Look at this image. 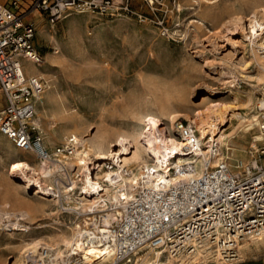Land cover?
<instances>
[{
	"label": "rangeland",
	"instance_id": "rangeland-1",
	"mask_svg": "<svg viewBox=\"0 0 264 264\" xmlns=\"http://www.w3.org/2000/svg\"><path fill=\"white\" fill-rule=\"evenodd\" d=\"M93 1L94 7L76 8L54 21L37 11L27 17L35 27L34 44L43 59L40 77L47 88L36 108L32 125L40 133L46 150L53 151L64 145L63 139L71 131L69 126L55 124L54 107H47L46 116L41 113L40 107L42 103L46 105L48 97H53L58 106L80 118L84 134L93 133L97 128L112 132L126 127L128 106L139 104L147 94L156 92L185 97L181 114L186 117L178 121L191 126L186 118L194 108H200L197 105L205 94L210 102L228 106L229 115L233 112L248 118L255 116L258 121L263 116L264 108L258 105L259 101L264 102V83L255 85L253 82L257 67L251 53L252 42L245 29L247 23L244 22V29L222 25L231 13L247 15L253 1ZM55 55L58 59L48 60ZM238 93H249L252 103L246 105L245 98ZM235 119L233 116L231 121ZM49 126L53 130L52 136L45 134L50 132ZM229 127L227 124L223 128L228 130ZM263 143L264 140L257 141L253 146L250 138H246L239 143L242 151L240 148L232 151L239 159L231 157L230 163L236 165L239 160L245 164L254 159L264 163L256 152ZM223 153L224 157H230L225 150ZM15 155L13 144L0 135V214L7 209L12 212V202L26 197V194L14 191L6 176L7 166ZM27 199L29 203L42 201L33 193ZM43 202L47 204L44 213L19 219L20 223L31 227L28 237L69 233L70 228H74V217L61 214L57 204ZM51 211H57L56 216L47 215ZM0 220V264H18L19 251L12 250L10 245L17 244L11 236L16 238L21 232H12L13 226H9L15 222L14 217L0 216ZM241 244L249 249L240 254L237 247V259L226 264H264V241L254 246L245 238L238 246Z\"/></svg>",
	"mask_w": 264,
	"mask_h": 264
},
{
	"label": "built area",
	"instance_id": "built-area-1",
	"mask_svg": "<svg viewBox=\"0 0 264 264\" xmlns=\"http://www.w3.org/2000/svg\"><path fill=\"white\" fill-rule=\"evenodd\" d=\"M93 2H0V135L22 152L37 151L39 161L52 163L63 155L71 156L75 141L70 137L67 144L48 151L32 125L46 83L23 69L26 61L40 65L43 60L34 44L35 27L27 17L37 11L54 21L76 8L94 7ZM258 122L264 133V114ZM193 129L183 122L176 124V136L186 143L184 152L191 161L179 163L171 171L176 180L169 184L152 187L137 178L116 192L115 200L109 201L104 194L86 209L78 207L71 195L70 198L62 193L55 195L61 214H70L75 219L78 243L72 244L63 255L43 246L35 264H81L79 247L91 246L100 249L101 257L110 255L108 264H132L141 248L171 258L207 250L225 263L235 261L238 243L264 231V163L254 159L232 165L226 156L211 163L215 153L212 151L199 165L194 162L198 156L193 151L197 144ZM256 152L264 159V143ZM106 168L107 164L102 166ZM127 174L131 171L124 168L123 175ZM69 177L62 181L69 184L68 189L73 182Z\"/></svg>",
	"mask_w": 264,
	"mask_h": 264
},
{
	"label": "bare ground",
	"instance_id": "bare-ground-1",
	"mask_svg": "<svg viewBox=\"0 0 264 264\" xmlns=\"http://www.w3.org/2000/svg\"><path fill=\"white\" fill-rule=\"evenodd\" d=\"M251 1L253 2H251L252 4L250 3L251 7L247 15L231 13L222 25L224 27L233 26L244 29V22L247 23L245 29L248 30V40L252 42L251 53L257 67L253 82L255 85H260L264 83V55H262L264 52V0ZM56 59H58L56 55L48 57L51 62ZM41 66L33 65L28 61L23 63L24 71L27 74L32 73L30 75L41 76L43 73L39 69ZM156 93H149L150 95L147 94L143 102L139 104L135 102L134 106H128L126 110L129 122L127 125L125 124L126 127L112 132L105 128H97L93 133L86 132L84 134L80 118L70 113V111L68 112L67 109L58 106L53 97H48L45 106L42 103L40 109L44 116H46L47 107H54L55 124H61L62 127H70L71 131L64 137L63 144H67L68 139L72 137L75 145L71 156L63 155L52 163L44 160L35 162L30 156L36 158L38 156L37 151L25 153L14 147L17 155L14 156L6 169V176L12 188L17 193L26 194L27 198H30L33 193V195H37L42 200L36 203H29L26 197L20 199L21 195L19 197L20 200L16 199L12 202V205L10 202L12 199L7 200L10 202L9 205L15 207L10 206L12 212H8L7 209V211H3L0 214L2 218L3 216L14 217L15 222L12 220L13 223H9V226H13L12 232L13 230L21 232V234L18 233L16 238L11 236V239L17 243L15 246L8 243L12 250L16 249L19 251L18 264H35L39 249L43 246L53 249L56 255H63L65 251L72 247V244L78 243L75 228H70V232L69 230L67 231L69 233H48V235H39V237H28L27 233L31 231V227L20 223L19 219L31 218L40 212L44 213L47 204L43 201L49 202V205L55 206L57 204L58 207V200L54 197L62 193L68 198H70V195L73 196L78 207L90 208L104 194L109 201L115 200L116 192H119L123 187L130 186L137 178L138 182L143 180L152 187L169 184L176 180L171 171L179 163H190V158L184 152L186 143L182 138L176 136L177 134L175 133L177 121L183 116L186 117L181 114L184 108L182 102L186 98L182 96L175 97L170 93L161 95ZM241 94L238 93V96L245 98L246 105L252 103V96L249 93H243L244 96ZM259 103L260 105L258 106L264 107L263 101H259ZM197 106L200 108H194L191 111V115L187 116L186 119L194 128L193 132L195 133L197 144L193 151L198 156L194 162L199 165H202L203 161L212 155V151L215 153L212 156L211 163H216L222 159L224 150L226 154H230L228 158L232 157L236 160L237 157L234 156L232 151H239V148L241 151L243 150L239 144L240 142L250 138L253 145L257 141L264 140V133L259 130V123L255 116L248 118L239 114L235 115L233 112L229 115L230 108L219 103L210 102L208 94L202 96ZM152 108H155V110ZM124 112L126 113V111ZM233 116L237 118L234 122L231 121ZM227 124H230L228 130L223 128ZM256 127H258L257 131H255ZM51 130L50 127V132L45 134L52 136L51 132L53 130ZM42 145L44 147L45 143L42 142ZM19 153H21L22 157L19 156ZM237 161V163H242L239 160ZM105 164H107L108 168L102 169ZM124 168H126V171L130 170L131 174L124 176ZM74 175L75 178L77 177L76 180ZM67 176H70L69 181H73L70 189L67 188L69 184L64 185L62 182L63 180L66 181ZM56 177H58L57 181H55ZM54 182H57L59 186H55ZM122 183L124 184L122 185ZM69 191L72 193H68ZM52 195L53 197L50 199ZM5 205L8 206V203ZM52 214H57V211L47 213L49 216ZM8 235L12 234L8 233ZM248 239L254 246L259 245L260 242L264 241V231L257 236H250ZM237 247L240 254L249 249L244 244L237 245ZM145 249L141 248L138 250L135 255V261L132 264H207L211 261L215 264H220L218 262L220 259L207 250L198 251L190 256L170 258L153 253L148 249L145 251ZM79 252L82 256L81 264H108L111 260L109 254L101 257L100 249L94 246L79 247ZM222 263L226 264L225 262Z\"/></svg>",
	"mask_w": 264,
	"mask_h": 264
},
{
	"label": "crops",
	"instance_id": "crops-1",
	"mask_svg": "<svg viewBox=\"0 0 264 264\" xmlns=\"http://www.w3.org/2000/svg\"><path fill=\"white\" fill-rule=\"evenodd\" d=\"M4 0H0V2H3Z\"/></svg>",
	"mask_w": 264,
	"mask_h": 264
}]
</instances>
